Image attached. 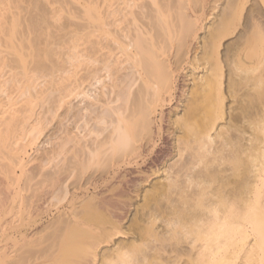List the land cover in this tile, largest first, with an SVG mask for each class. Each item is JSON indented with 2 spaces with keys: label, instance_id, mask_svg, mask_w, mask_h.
<instances>
[{
  "label": "bare ground",
  "instance_id": "6f19581e",
  "mask_svg": "<svg viewBox=\"0 0 264 264\" xmlns=\"http://www.w3.org/2000/svg\"><path fill=\"white\" fill-rule=\"evenodd\" d=\"M0 264H264V0H0Z\"/></svg>",
  "mask_w": 264,
  "mask_h": 264
},
{
  "label": "rangeland",
  "instance_id": "374dc122",
  "mask_svg": "<svg viewBox=\"0 0 264 264\" xmlns=\"http://www.w3.org/2000/svg\"><path fill=\"white\" fill-rule=\"evenodd\" d=\"M144 183H145V182H144ZM144 183H142V184H144ZM146 184H147V183H146ZM136 198H137V199H136ZM129 200H130V203L132 204V205L130 206V208H129V209H130V212L128 213V214H131V215H129V217L131 218L132 215H133V216L135 215V214H134L135 212H134V209H133V208H135V206L137 205V204H136L137 201H138V202L140 201V198H139L138 196L135 197V196L133 195L132 198H130ZM131 201H132L133 203H132ZM134 205H135V206H134ZM134 217H135V216H134ZM124 223H125V222H124ZM127 223H128V222H126V225H127Z\"/></svg>",
  "mask_w": 264,
  "mask_h": 264
}]
</instances>
